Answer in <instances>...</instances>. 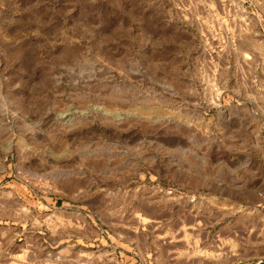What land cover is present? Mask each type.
Segmentation results:
<instances>
[{
    "label": "rangeland",
    "instance_id": "rangeland-1",
    "mask_svg": "<svg viewBox=\"0 0 264 264\" xmlns=\"http://www.w3.org/2000/svg\"><path fill=\"white\" fill-rule=\"evenodd\" d=\"M0 264H264V0H0Z\"/></svg>",
    "mask_w": 264,
    "mask_h": 264
}]
</instances>
